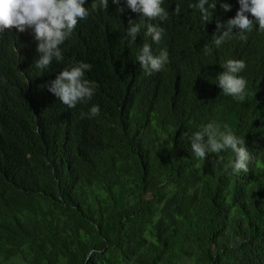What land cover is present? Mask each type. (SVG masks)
<instances>
[{
    "label": "trees",
    "instance_id": "obj_1",
    "mask_svg": "<svg viewBox=\"0 0 264 264\" xmlns=\"http://www.w3.org/2000/svg\"><path fill=\"white\" fill-rule=\"evenodd\" d=\"M195 2L164 0L152 50L169 61L152 75L136 61L144 29L124 40L139 16L123 2L79 21L47 70L30 29L0 34V264H264V31L249 14L243 39L206 56L239 4L220 0L232 10L204 21ZM228 59L246 65L244 101L215 83ZM76 61L97 88L70 109L46 86ZM93 104L100 114L81 118ZM210 122L245 137L248 171L224 170L231 150L192 155L187 137Z\"/></svg>",
    "mask_w": 264,
    "mask_h": 264
},
{
    "label": "clouds",
    "instance_id": "obj_2",
    "mask_svg": "<svg viewBox=\"0 0 264 264\" xmlns=\"http://www.w3.org/2000/svg\"><path fill=\"white\" fill-rule=\"evenodd\" d=\"M119 6L126 3L131 12L138 14L139 19L130 21L126 29L124 40L131 46L136 44L137 37L142 29L144 36L151 39L150 43H143L139 47L136 61L141 69L148 75L162 71L169 61L167 48L153 53L152 44H159L164 29L152 23L161 22L169 18V11L163 7L164 0H92L90 8L88 0H0V34L6 30L16 29L19 33L31 30L35 40L37 59L34 67L47 70L53 61H63L62 45L71 37L79 21L85 20L90 13L103 10L109 3ZM239 9L234 18L222 22L216 20V32L211 37V43L203 45V54L211 55L213 48L229 42L237 35L244 38L246 32L251 31L255 24L259 31H264V0H237ZM225 12H230L229 3H220V0H196L192 4L197 9L204 21H208L217 5ZM180 12L179 6L175 14ZM32 65V66H33ZM224 71L215 78V83L222 89V95L238 101H244L248 95L247 81L241 75L246 65L242 60L228 59L220 65ZM91 70V65L82 61L73 62L70 66L60 71L54 80L46 87L57 100L68 108H75L79 103H87L95 93L97 84L85 78L86 72ZM100 114L99 105L93 104L88 112H81V118L92 119ZM190 141L191 153L200 160H207L209 154L231 150L234 159L224 170H231V174L248 171L251 154L246 147L245 137L238 136L227 124L210 122L202 125L198 131L187 137ZM212 166H220L218 159L211 162Z\"/></svg>",
    "mask_w": 264,
    "mask_h": 264
}]
</instances>
